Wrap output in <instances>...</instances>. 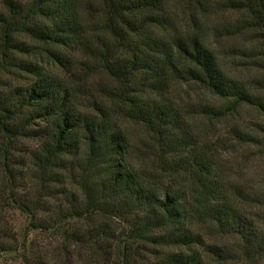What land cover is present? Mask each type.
<instances>
[{
  "label": "trees",
  "instance_id": "16d2710c",
  "mask_svg": "<svg viewBox=\"0 0 264 264\" xmlns=\"http://www.w3.org/2000/svg\"><path fill=\"white\" fill-rule=\"evenodd\" d=\"M229 4L239 17L225 35L258 46L249 82L198 30L173 32L166 0H0L1 199L26 218L0 232V264H202L203 247L226 258L204 231L264 262L245 208L257 195L227 180L213 137L241 107L264 115V0ZM183 86L220 103L190 104ZM26 140L38 142L32 186L17 197L9 151Z\"/></svg>",
  "mask_w": 264,
  "mask_h": 264
},
{
  "label": "rangeland",
  "instance_id": "374dc122",
  "mask_svg": "<svg viewBox=\"0 0 264 264\" xmlns=\"http://www.w3.org/2000/svg\"><path fill=\"white\" fill-rule=\"evenodd\" d=\"M230 0H166L167 16L175 33H186L191 30L200 33L217 53L230 76L249 82L258 75L255 67L257 44L251 42L248 34L226 36L223 32L232 26L238 19V14L230 8ZM199 2V3H198ZM257 46V47H256ZM248 52V50H252ZM247 55V56H246ZM14 85L19 84V77L12 74L3 76ZM98 78V77H97ZM99 79V78H98ZM175 96L187 100L190 104H218L214 97L192 86L178 88ZM255 135L258 139L264 138V115L248 106L241 107L234 116L222 120L213 129V137L219 146L222 163L225 166L227 180L242 187L244 191L257 195L256 201L245 205L246 211L252 216L257 228L264 232V145L239 139V134ZM3 139L0 133V232L9 230L19 234L25 227L26 218L19 212L6 206L1 199V191L6 183V174L3 169L1 151ZM38 147L35 140H26L11 146L12 156L9 165L16 171L15 194L17 197L26 195L32 186L27 171L31 163L32 152ZM23 165H25L23 167ZM33 171V170H32ZM11 231V233H10ZM7 232V233H8ZM204 245L222 246L229 252L226 258L219 259L208 254L204 247L202 264H252L251 261L233 252L235 241L230 237L220 238L204 231ZM11 254L3 255V263L11 264ZM259 264H264L259 263Z\"/></svg>",
  "mask_w": 264,
  "mask_h": 264
}]
</instances>
